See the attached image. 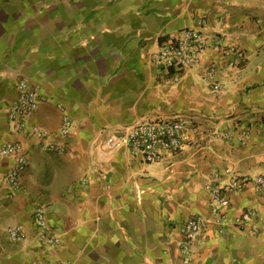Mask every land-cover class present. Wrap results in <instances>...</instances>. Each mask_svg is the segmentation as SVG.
<instances>
[{
    "label": "crops",
    "instance_id": "crops-1",
    "mask_svg": "<svg viewBox=\"0 0 264 264\" xmlns=\"http://www.w3.org/2000/svg\"><path fill=\"white\" fill-rule=\"evenodd\" d=\"M203 21L208 34L245 51L238 68L205 50L177 81L158 73L149 55L164 39ZM23 82L39 94L30 118L63 151L11 129L7 105ZM67 116L73 131L58 135ZM182 118L198 126L193 143L168 161L105 145L115 129L139 119ZM245 129L238 145L216 133ZM19 141L28 155L20 189L3 176L0 158V264H180V226L187 213L208 220L192 243V264H264V190L249 179L232 196L224 220L209 216L204 188L211 172L231 168L251 178L264 170V0H0V143ZM46 141V140H44ZM36 207L61 239L43 248ZM244 208L258 231L235 224ZM25 234L12 240L8 226Z\"/></svg>",
    "mask_w": 264,
    "mask_h": 264
},
{
    "label": "built area",
    "instance_id": "built-area-1",
    "mask_svg": "<svg viewBox=\"0 0 264 264\" xmlns=\"http://www.w3.org/2000/svg\"><path fill=\"white\" fill-rule=\"evenodd\" d=\"M205 24L180 29L174 36L161 41L149 55L150 63L155 65L161 75H167L172 81H177L185 71L201 62L205 50L212 49L220 54L224 67L210 63L205 70V77L210 83L212 94L216 95L222 85L212 81L213 75L227 68H238L245 60V51L239 46L226 42L224 34H208ZM17 96L7 105L10 127L15 132H21L28 137H37L38 144L49 150L63 151L64 147L50 141V135L36 124L30 123V118L38 108L39 94L36 88L23 82L16 85ZM73 131V122L64 116L58 135L67 138ZM199 133L198 126L182 118H153L135 120L125 126L115 129L105 139V145L112 150H125L133 156H140L146 163L168 161L177 155L187 143H193ZM224 140L236 138L238 145H243L247 138L244 129L228 130L215 134ZM46 140V141H44ZM0 158L10 160L3 176L5 183L12 192L20 189V176L28 163V155L19 141L0 143ZM251 180L256 192L264 190V177L257 175H240L231 168L210 173L204 185L208 197L209 216L213 221L225 219V208L231 204L232 196L242 190L245 182ZM256 212L244 208L236 217L235 224L241 230L249 233L258 231ZM203 215L195 212L187 213L180 226L178 250L180 264H192V243L202 233L208 223ZM33 223L43 248L55 250L61 244V239L48 225L43 208L36 207L33 212ZM12 240L25 236L20 226H8L6 229ZM62 264V263H59Z\"/></svg>",
    "mask_w": 264,
    "mask_h": 264
},
{
    "label": "rangeland",
    "instance_id": "rangeland-1",
    "mask_svg": "<svg viewBox=\"0 0 264 264\" xmlns=\"http://www.w3.org/2000/svg\"><path fill=\"white\" fill-rule=\"evenodd\" d=\"M261 175L264 177V170L263 171L261 170Z\"/></svg>",
    "mask_w": 264,
    "mask_h": 264
}]
</instances>
